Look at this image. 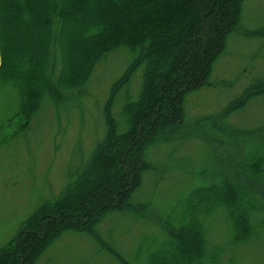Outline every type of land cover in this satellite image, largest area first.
<instances>
[{
  "label": "trees",
  "instance_id": "trees-1",
  "mask_svg": "<svg viewBox=\"0 0 264 264\" xmlns=\"http://www.w3.org/2000/svg\"><path fill=\"white\" fill-rule=\"evenodd\" d=\"M244 1L0 0V89L18 97L13 118L28 121L49 97L80 92L108 54L126 49L133 58L105 104V114L113 116L121 87L142 70L139 94L122 110L125 128L111 117L114 125L87 165L90 179L34 213L13 248L0 253V264H35L65 231L88 234L103 249L96 230L107 215L144 218L149 205L132 197L146 148L185 129L184 99L208 86L214 62L240 25ZM244 93L246 102L264 95V82ZM240 101L222 113L241 108ZM227 130L222 136L234 138L216 141L215 168L201 172L202 184L185 189L178 205L153 218L158 236L142 237L132 260L107 249L117 264H235L230 250L264 245V129ZM215 225L226 234L223 244L209 241Z\"/></svg>",
  "mask_w": 264,
  "mask_h": 264
},
{
  "label": "rangeland",
  "instance_id": "rangeland-1",
  "mask_svg": "<svg viewBox=\"0 0 264 264\" xmlns=\"http://www.w3.org/2000/svg\"><path fill=\"white\" fill-rule=\"evenodd\" d=\"M125 50L108 54L80 92L64 100H44L28 121L13 118L19 103L16 93L0 89V253L13 248L34 213L62 200L80 179H90L87 165L108 135L107 128L114 125L112 118L123 126V107L135 101L140 91L141 68L127 87H121L111 108L113 116L105 114V104L111 86L133 58ZM257 82H264V0H245L240 25L214 62L208 86L184 99L185 129L146 148L141 185L132 197L135 204L149 205L144 218L130 213L107 215L96 230L103 249L88 234L65 231L49 243L35 264H117L108 248L132 260L142 237L159 235L153 218L178 205L185 189L202 184L203 170L211 173L215 168L216 141L234 138L222 136V130L264 129V95L245 101V90ZM237 100H243L241 108L222 113ZM225 235L219 226L208 238L223 244ZM230 252L235 264H264V245L246 244Z\"/></svg>",
  "mask_w": 264,
  "mask_h": 264
}]
</instances>
